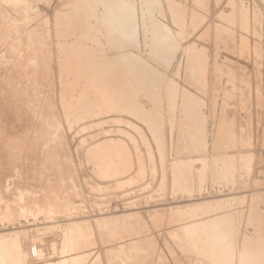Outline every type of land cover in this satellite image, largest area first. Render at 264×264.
<instances>
[{
	"label": "rangeland",
	"instance_id": "obj_1",
	"mask_svg": "<svg viewBox=\"0 0 264 264\" xmlns=\"http://www.w3.org/2000/svg\"><path fill=\"white\" fill-rule=\"evenodd\" d=\"M5 1L7 2V0H0V82L7 80L9 85L6 87L0 86V202H3L0 208V231L16 232L6 237L7 242H9L11 246L16 244V250L21 249L22 251L21 261L13 264H43V262L50 264L52 262H58L60 258L73 256L81 252L87 254L85 261H93L97 257H100L96 264H219V262L220 264H239L238 254H236L237 256L235 259L224 258V256L220 255L221 251H219L218 255L215 253L214 256L222 260L219 259L220 261H217L214 256L211 257V255L207 254L206 256L205 254H200L194 248H185L181 246V242L185 243L187 241L188 235L187 231L180 226L182 223L192 222L202 216L222 214L230 210L236 211L235 215L239 218L238 224H241L240 230L242 231L236 232V238L234 239L235 246L234 249L229 248L230 254H233L232 252L239 253L240 244L245 238L246 244L252 241L253 246L256 247H254L255 249L258 251L261 249L259 251V262L260 264H264V256H261L264 255V253H261L264 252V246H262V243L257 242L258 237H260V233L257 232L256 229L258 226L246 220L251 205L256 207L257 205H259V207L261 206V210L264 212V2L261 0H236L237 6L235 0H202L199 2L196 0H174L175 2L177 1L178 3L176 4H180L179 7L183 9L182 16L180 17L181 20L175 24V21L170 19V15L168 11H166L167 9L164 6L165 1L161 0L160 2V0H158L160 6L154 3L155 6H157V12H154L155 9L152 11L153 15H155L153 18L158 17L156 18L157 20L161 18V21L163 20L162 23L160 20L159 21L160 24H162L161 26H163V31L168 30L171 32V34L170 32L168 33V31L166 33L164 32L167 34L166 37L168 35V37L173 35L172 37H175L176 40H174V42H177L178 45L181 43L180 45H182H179L181 49L179 51V46L177 43H174L176 48L172 53H174L177 58L174 56L175 61L172 59L173 56L170 55L171 57L168 61L171 63L169 64L168 62L167 65L165 64L171 67H167V70L170 71L167 72L164 64L159 61L155 62V60L150 58L148 59L141 42L143 41L141 39H144V34L137 26L136 28L138 30L136 29V31L138 32H136V35L140 39L139 44L141 45L138 44L137 47L131 46L130 48L127 46V48L129 50L136 47L135 50L138 52H135L134 49H132L133 51L129 50V52L124 48H122L123 50L121 48L113 50V46L109 44L108 32L103 26L97 27L96 25L98 15H102L107 8L108 0H97L100 3L94 16H90L81 6H76L77 8H74L76 5L74 0H19L18 2L9 0L10 2L8 1V4ZM134 1L135 0H133L132 3H134ZM137 1L140 6V2L144 6H147L149 2L147 0V4L146 2H144V4L143 1L145 0L135 1L133 5L134 7L137 6V12L135 13L136 17L134 16L136 20H134L135 24L139 22V13L142 10V7L139 9L140 6L137 5ZM14 2H16V4H13ZM24 5L26 7L21 8V6ZM150 7L151 6L148 4L147 9ZM236 7H240L239 9L242 12L238 11ZM73 9H76V11L73 12ZM158 9L159 12H162L159 13ZM236 12L240 13L238 14ZM230 13H235L236 18L239 17L237 23L229 19L230 17L227 15ZM240 14L242 15L240 16ZM64 16L65 19L63 18ZM68 18L70 21L67 20L69 23L67 27L64 21ZM18 20L20 27L14 24V21L17 23ZM20 21L24 23L21 24ZM178 23L182 24L180 26H183L182 29L179 27L180 24ZM219 23L225 24L228 28L230 27L231 31H236L244 38V43L241 39L234 41L232 38L230 39L227 31L226 33L228 34H224L225 32L223 33V36L226 35L225 38L222 36L219 39V42H223V44L221 43L218 47L220 55H218V58L220 62L225 68H231L233 71L235 70L233 76L235 86L232 88L227 85L226 73L220 74L223 79H215L214 63L216 59L217 41L215 35ZM62 25L64 28L61 27ZM177 25L179 30L176 27ZM165 27L166 30H164ZM62 28H67V31ZM171 28L173 30H170ZM174 30L179 33H175ZM26 31L28 32L26 33ZM172 31L175 34L172 33ZM89 34H92L91 37L93 39H88V37L91 38ZM30 35H32V37ZM82 35H85V37ZM33 36L36 37V40ZM94 37H97L96 40ZM86 38L89 41L92 40V42L89 44ZM178 38L180 41H178ZM226 38H228V41ZM23 40L26 46H22ZM224 42L229 45H224ZM244 44L246 45L244 46ZM91 45L95 47L92 48ZM188 45L194 46V48L197 46L196 48L203 51L205 55L204 74L202 72V78L198 77L199 82L203 84V89H205L203 91H198L199 88L190 85L191 88H195L194 90L201 94L200 97L203 102V118L201 122L204 123L199 124L200 126H194L195 128L193 129L195 130L197 129L196 127L201 128L196 131L199 134L195 131V134L194 132L190 133V144L186 140V142H183L184 145L181 144L182 147L187 146L189 149L186 147L187 150H185V148L181 147V152H177V144L182 140L179 138L178 134L182 132L181 128L186 132L187 127L181 125L182 123L180 120L178 122L180 124L179 126L177 123L178 119L176 121V118L172 116L168 119L165 106L163 107V104H161L162 101H159V98L157 100V96H159L157 93L156 95L152 93L154 98L152 97L153 99H150L152 94L150 93V95H148L149 93H147V91H143L144 88L140 85L142 83L141 79H138L141 78L139 77L140 70L138 71V67L132 64L136 63L137 60V65H139V61L142 60L141 64H145L143 68L145 66L146 68L148 67V73L146 72V68H141V71L145 70V74H152V76L146 74L149 76L147 77L148 79L151 77L149 80L154 76L153 80L158 81L159 79L160 82H163V79L167 76H171L170 74L172 73V76L176 79L178 78V81L187 84L184 78L180 76L185 72L184 67L187 66V64L185 66V63L187 62L186 49L189 47ZM83 47L84 51H82ZM87 47L94 52L95 55L89 49H86ZM238 47H240L241 51ZM13 48H15V51ZM78 49H82L80 51L84 52V70L78 68V70H76L74 69L75 66H72V64L75 65L77 62H75V60H77L76 57H79L78 54L80 51H78ZM85 49L87 51H85ZM176 49L178 51H176ZM7 50L10 51V54ZM121 50L124 54L125 51H127L128 53H135L134 55L137 57L139 55L140 60L139 57L136 58L133 56L132 53L129 54L130 56L127 61L119 58L117 59L118 53L120 55L123 54ZM13 51L14 53L11 54ZM116 51L119 52L117 53ZM183 51L185 53H183ZM72 52L75 53L73 54ZM86 52L89 54V58L88 55L87 57L85 56L87 54ZM90 52L93 55H91ZM141 52L142 56L145 53L143 58L140 55ZM13 54L16 55V58H14ZM72 54L74 57L76 55V57H72ZM105 54L110 58L113 57V59L109 58V63L111 64L109 65L111 68L108 65L107 69L110 71L112 70V75L113 73L115 74V83L117 86L119 84L120 86L122 85L121 87H123L122 89L124 92H119L121 89L120 86H116L119 88L117 90L111 88L109 84H106L104 90H102L101 84L96 85L95 88H97L98 91L94 89V92L89 91L88 94L92 93V96L97 95L99 98L105 93L111 94L110 96H113L115 103L108 106H99V104L95 105V107L91 104L87 105L80 103L81 105H85L82 106V112L81 106L73 103L74 98L70 95L72 94V96H74L78 94V91L80 92L78 88L84 90L83 88H86V85L72 84L70 76H72L71 80H73V76L80 79V75L83 74V72H87L90 77L92 76V80L95 81L96 79L95 84H97L99 79L104 78L101 69H103L102 62H104ZM31 57L34 61L31 60ZM115 57L119 65L122 64L121 66L117 65L114 59ZM69 59L70 61L73 60L74 63L73 61L70 62ZM102 59L103 61L101 62ZM37 60H39V64ZM113 60L114 64L112 63ZM144 61H146V63ZM30 62H33L32 64L34 65L37 64V67L34 68L30 76H33L35 82L38 80L40 81L38 84L32 81L33 84L27 85V88L29 86L32 87V90L29 89L30 87L27 89L32 92L29 91L28 94H32L35 98L29 96L27 99V94L25 97L26 100H24L26 107L29 103V107L27 108L31 109L32 106L36 108L37 113H35L36 117H34L33 121L26 119L25 116L19 117L17 109L21 104L22 98L12 91L20 88L17 86V81L14 76L26 74V66H28L26 63ZM126 62L128 66L124 65ZM177 62H179V64ZM160 63L164 68H161L162 66ZM14 64L16 65L14 66ZM40 65L42 67L40 71L42 75L41 78L38 75V67ZM118 66L121 67V69ZM122 66H127L126 68L128 69L130 67L129 71L125 68L123 69ZM176 66L178 67V72L180 71L179 73L177 72ZM113 67L114 69H112ZM117 67L120 73L118 72L119 70H116L118 69ZM193 67H195V65ZM136 68V72L130 71L132 69L134 71ZM152 68L156 70L154 71ZM13 69H16L15 71L17 72ZM150 69H152V71ZM207 69L210 70L208 71ZM124 70H127L126 72L128 73H125ZM158 71L162 73V76L164 75L163 79L161 78V73L160 76L158 75L160 78L156 76L159 74ZM99 73L102 75L100 74L99 76ZM165 73L168 74L166 75ZM12 74L17 75L12 76ZM111 74L110 76H112ZM134 74L138 77V80L135 78L136 76ZM194 74L195 73L192 72V77ZM26 76L28 77L29 75L26 74ZM129 76L132 80L126 78ZM120 77L121 79H119ZM119 80L121 81L118 83L117 81ZM128 80L140 86L133 83L131 84ZM127 83L136 87L137 90L132 88L134 91L131 92L132 86H127ZM89 86H91V84ZM187 86H189V84H187ZM125 88L128 89L129 92ZM87 89H89V87ZM87 89H85V91H87ZM100 90L103 91L101 95L98 94ZM135 90L137 92H135ZM139 90L140 92H138ZM125 91L126 94L129 93L128 95L134 94V97L133 95L125 96ZM5 92H10V94L5 96ZM145 95L148 96V98ZM215 96L219 98V103L216 104L217 108L215 104H213V98ZM135 97L139 99L138 101L142 104L141 106L139 102H135L137 100L134 99ZM30 98H33V100L36 99L34 100L36 102L32 99V101L30 100L31 102L28 101ZM122 98H124V100L126 99L123 102L127 103L124 104L129 105L130 108L121 103ZM78 99H80V97H78ZM47 101L50 103L49 109L46 105ZM224 102L226 104H224ZM30 103H32L31 106ZM137 104L142 108H138L139 106H137ZM154 105L155 107L159 106L156 112L160 113L161 110L162 112L164 110V115L153 112L157 108H155ZM223 105H226L227 108L225 115V118L229 122V127L227 126V129L231 130V127H233V130L238 131V135H240L239 138L241 137L242 141H233L234 138L231 139V137L228 139L229 143L230 140L232 141V144L230 143V147L232 148L228 147L230 148L229 152L233 154L237 153L235 154L237 156L236 158L239 157L236 163L237 169L234 168L233 170L232 166L231 168L229 164H226L227 168L234 172L232 175L234 177L231 179L234 185H229L227 182H223L225 183L223 185L222 182H219V184L222 185H217V187L213 185L214 183L210 173V158L215 151L213 146L214 141L212 140L215 138L213 136H218L217 129L220 127L219 121ZM124 106L128 109L124 108ZM87 107H89V110ZM92 107L93 109L95 108L94 111ZM145 107H148L147 109L150 110L154 107V109L151 110V112L150 110H145ZM42 109L43 111L47 109V111L43 112L41 111ZM84 109L88 112H85ZM137 109H139L138 111L141 114L138 116L136 114V116L133 117L132 113L133 115H135L134 113L136 112L138 113ZM140 110L144 112L149 111L150 114L148 116L147 112V114H143L144 116L146 115V119L142 117V111ZM75 111L77 112L74 113ZM128 111L129 113H127ZM42 112L44 114H42ZM151 113L155 115H153L155 118ZM76 114H79L80 117L79 115L76 117ZM81 114L84 115L82 116ZM219 114L220 117L218 118ZM172 115H174V113H172ZM117 116H120V118ZM76 118H80L81 120H77ZM146 120L148 121L147 123ZM230 121L236 123V125H233ZM131 125L135 127L136 130H134ZM150 127L153 130H151ZM204 128L206 130H204ZM139 129L141 133H139V131L137 132ZM155 130L156 132H153ZM162 130L165 134L164 132L162 133ZM175 130L178 131L176 132ZM158 132L160 135L163 134L159 136L160 138L157 137V135H159ZM203 132L205 137H203ZM137 133L139 134L137 135ZM172 133L176 135H174L176 139L172 136ZM127 134L131 137L129 138ZM206 134H208V137H206ZM198 135L200 136L197 137ZM112 138L119 141L117 144L118 148L119 146L121 148L123 147L122 149H117V153L113 156L115 159L114 169H116V171L112 174L115 177L123 179L120 183L111 182V178L108 177L103 176V178H100L99 174H102L98 172L95 167V160L99 155H103L104 158H106L107 155L110 154V149L112 148L114 150L113 146H111L112 144H110ZM122 138L124 143L121 142ZM193 138L198 141L195 140V142ZM200 138L206 142L201 141ZM204 138L207 139L205 140ZM132 139L135 140L132 142ZM174 140H176L175 142L177 143H175ZM208 140L209 142H207ZM211 141L212 143H210ZM160 142H162V144ZM198 142L203 143L204 146ZM96 143H101L103 147H101L99 155L94 156L92 155L93 151L90 150L99 147L95 145ZM173 143H175V150L173 148L174 145H172ZM185 143L187 145H185ZM191 143L193 148H190ZM165 144L167 147H165ZM125 145L130 148V153H134V155L132 154L134 157L127 158L126 153L128 150L127 147H124ZM161 145H164V148ZM198 146L203 148H199ZM163 150L164 152H162ZM182 151L184 152L182 153ZM194 151H196L197 154L203 151V155L200 154V156L202 155L200 157L194 153ZM190 154L192 156H190ZM182 155H188L191 160L190 158L188 159V156L187 158L184 156L180 157ZM179 157L180 159L183 158L184 161L182 159L180 160ZM184 158L190 160L191 168H199L200 182L198 181V185H195L197 184L196 180H192L194 177L190 179L191 181H189V184L186 181L183 182L187 180L185 174L186 168L184 169L187 161ZM245 159H248V161L252 159L250 160L252 165L250 164L249 166V162ZM241 160L244 163L241 162ZM179 161L182 163H179ZM176 162L178 166L180 164V166L183 167L176 166ZM247 164L248 166H245ZM176 167L179 168L178 170H182L179 172L180 174L185 170L184 174L181 175L182 177L180 174L178 175ZM246 168L247 170H245ZM248 168L250 170H248ZM171 170H173L174 173ZM174 170L177 173H175ZM178 176H180V178H178ZM173 177L175 178L173 179ZM171 182L173 185H171ZM179 182L184 184L182 185L180 183V185ZM98 183H102L103 185L99 186ZM186 185L189 190L186 189ZM183 187L185 188L183 189ZM254 194H256V202L252 201V198H250V196ZM230 195L233 198V195H239V197L237 199L212 202L214 199H227ZM243 214L244 218H242ZM106 216L110 218L106 221L102 220V218ZM79 221L82 223L80 227L83 229L80 235L76 231L77 229H75L79 228V226H75V223ZM110 227L114 229H109ZM262 227L260 232L264 235V225ZM70 229H72V231ZM108 230L111 233H108ZM71 233L75 235L76 239L73 244L69 238ZM129 241L133 244H130ZM236 242L239 243L236 244ZM130 245H136L139 248L137 247L138 250H136V247ZM115 246L117 247L115 248ZM108 247H112L114 251L117 249V251L107 254L104 251ZM120 247L123 249L121 250ZM118 249L122 252L120 253ZM123 250L125 251L123 252ZM14 256H16V253H14ZM109 256L112 257L111 263H108Z\"/></svg>",
	"mask_w": 264,
	"mask_h": 264
},
{
	"label": "bare ground",
	"instance_id": "obj_2",
	"mask_svg": "<svg viewBox=\"0 0 264 264\" xmlns=\"http://www.w3.org/2000/svg\"><path fill=\"white\" fill-rule=\"evenodd\" d=\"M9 0H7V2H8ZM12 2L13 1H16V2H18L19 0H11ZM75 2L74 3H76V5H75V7L74 8H77L76 6H81L82 8H84L86 11H87V13L90 15V16H94L95 14H96V10H97V7L99 6V3L100 2H98L97 0L95 1V0H74ZM136 1V0H135ZM135 1H134V3H135ZM139 1H141V0H139ZM149 2H148V4H149V6H151L150 8H148L147 9V6H148V4H147V0H145V1H143V3L144 2H146V4H147V6H144L141 2H140V4H141V6L139 5V2L137 3V5H139L140 6V8L139 9H141V7H142V10H141V12L139 13V22H137L136 24H135V19H134V16L136 15L135 13L137 12L136 11V7H134L133 5H134V3H132L133 2V0H108V4H107V8H106V10H104V12H103V14L102 15H98V20H97V22H96V25H97V27H100V26H103L104 28H105V30L108 32V34H109V44H111L112 46H113V50H117V49H119V48H124V49H127L128 50V48H127V46H129V48L132 46H138V44H139V41H140V39L137 37V33L136 32H138V31H136V26L138 27V28H140L141 29V32L144 34V39L142 38L141 40H143V41H141L142 42V46H143V50H145L146 52V55L148 56V59L150 58V59H152V60H155V62L156 61H159V62H161L162 64H168V62H169V64L171 63L170 61H168V60H170V57L171 56H173V58L172 59H174L175 60V58H177L176 56H175V54L174 53H172V51L174 50L175 51V48H176V46H175V44L177 43V42H174V40H175V37H172V36H170V37H166V35L167 34H165L168 30H166V27H165V29L164 30H166V31H163V26H161L162 24H160V21H161V18L160 19H156V18H158V17H156V18H153V16H155V15H153V10H154V12L156 11L157 12V6H160L159 4H160V2H161V0H160V2L158 1V0H148ZM165 1V7H166V11H168V13H169V15H170V19L171 20H173V21H175L174 23L175 24H177V22L179 21V20H181L180 19V17L182 16V12H183V9H181L179 6H180V4L178 5V4H176V3H178L177 1L175 2L174 0H164ZM181 1V0H180ZM195 1V0H194ZM196 1H202V0H196ZM243 1V0H242ZM262 2H264V0H261ZM6 2V1H5ZM6 2V3H7ZM10 2V1H9ZM12 2H11V4H12ZM16 2H14L13 4H16ZM238 2V1H237ZM154 3H156V5L157 6H155V4ZM235 3H236V0H235ZM243 3V2H242ZM8 4V3H7ZM6 4V5H7ZM10 4V3H9ZM145 4V3H144ZM203 4V3H202ZM237 4V3H236ZM240 5V4H239ZM261 5V4H260ZM143 6H144V8H143ZM200 6V5H199ZM237 6H238V4H237ZM12 7H14V6H12ZM22 7H26L25 5L24 6H21V8ZM162 7V6H161ZM249 7V6H248ZM258 7V6H257ZM70 8H71V6H70ZM135 8V9H134ZM236 8H238V7H236ZM240 8V7H239ZM238 8V11H240V12H242L240 9ZM103 9V8H102ZM101 9V10H102ZM163 9V8H162ZM99 10V9H98ZM185 10V9H184ZM261 10V9H260ZM27 11V10H26ZM74 11H76V9L74 10L73 9V12ZM103 11V10H102ZM237 11V10H236ZM250 11V10H249ZM23 12H24V9H23ZM158 12H159V9H158ZM160 12H162V11H160ZM159 12V13H160ZM239 12V13H240ZM165 13V12H164ZM236 13H238V12H236ZM238 13V14H239ZM245 13V12H244ZM166 14H167V12H166ZM157 15V14H156ZM242 14H240V16H241ZM261 15V14H260ZM66 16V15H65ZM65 16L63 17L64 19H65ZM165 16V15H164ZM194 16H195V14H194ZM222 16V15H221ZM227 16H229L230 18L229 19H231V21L232 22H235V23H237V21H239V17L238 18H236L235 16H236V14L234 13V14H228ZM1 17V16H0ZM136 17V16H135ZM4 18V17H3ZM138 18V17H137ZM168 18V17H167ZM183 18V17H182ZM186 18V17H185ZM184 18V19H185ZM9 19V18H8ZM194 19H195V17H194ZM241 19H243V18H241ZM13 20V19H12ZM17 20V19H16ZM67 20L68 21H70L69 20V18L68 19H66L64 22H66V26H67V24L69 25V23L67 22ZM135 20V21H134ZM155 20H157V21H155ZM160 20V21H159ZM259 20V19H258ZM138 21V20H137ZM163 21V20H162ZM162 21H161V23H162ZM183 21V20H182ZM261 21V20H260ZM19 22V20L17 21V23ZM21 22V21H20ZM230 22V21H229ZM15 21H14V24H16V25H20L19 23L17 24ZM24 22H21V24H23ZM163 23H165V22H163ZM13 24V25H14ZM178 24H180V23H178ZM15 25V26H16ZM182 24H180L179 25V27L181 26ZM22 26V25H21ZM24 26V25H23ZM71 26H73V25H71ZM70 26V27H71ZM164 26H165V24H164ZM174 26V25H173ZM20 27V26H19ZM61 27H63L64 28V26L62 25ZM68 27V26H67ZM69 27V28H70ZM177 27V29L179 30V27H178V25L176 26ZM183 27V26H182ZM182 27H180L181 29H182ZM21 28H23V27H21ZM62 28V29H63ZM168 28V27H167ZM174 28V27H173ZM19 29V28H18ZM66 29V31H67V28H65ZM65 29H63V30H65ZM138 30V29H137ZM170 30H173L172 28L170 29ZM236 30V29H235ZM163 31V32H162ZM175 31V30H174ZM228 31V33H226ZM28 31H26V33H27ZM140 32V33H141ZM165 32V33H164ZM170 31H168V33H169ZM180 32H181V30H180ZM225 32V33H224ZM142 33H141V35H142ZM172 33H174L173 31H172ZM175 33H179V32H176L175 31ZM174 33V34H175ZM223 33L224 34H228L229 36H230V39L232 38L234 41H238L239 39H241V41H243V43H244V38H243V36H240L236 31H231L230 30V27L228 28L227 26H225V24H223V23H219L218 25H217V28H216V59H215V63H214V71H215V75H216V78L215 79H218V80H221V79H223L222 78V76L220 75V74H223V73H226L227 75V77H226V80H227V85L228 86H230V88H232V87H234L235 86V84H234V80H233V76H234V74H235V70L233 71L231 68H225L223 65H222V63L220 62V60H219V58H218V55H219V46H220V44L222 43L223 44V42H219L220 40V38L223 36ZM139 34V33H138ZM170 34H171V32H170ZM24 35V34H23ZM26 35H28V34H26ZM177 35V34H176ZM179 35V34H178ZM31 37H32V35H30ZM82 36H84L85 37V35H82ZM89 36L91 37L92 36V34L90 35L89 34ZM180 36V35H179ZM226 36V35H225ZM225 36H223L224 38H225ZM28 37V36H27ZM30 37V38H31ZM34 38H35V40H36V37L35 36H33ZM87 37H88V35H87ZM150 37V38H149ZM177 37V36H176ZM181 37V36H180ZM21 38V37H20ZM23 38V37H22ZM24 38H25V36H24ZM23 38V39H24ZM29 38V37H28ZM27 38V39H28ZM33 38V39H34ZM95 38V37H94ZM97 38V37H96ZM96 38H95V40H96ZM174 38V39H173ZM32 39V40H33ZM88 39H93L92 37L91 38H89L88 37ZM87 38H86V40H88ZM152 39V40H151ZM177 39V38H176ZM179 39V38H178ZM227 39V41H228V38H226ZM18 40V39H17ZM21 40V39H20ZM25 40V39H24ZM23 40V45L22 46H26V44L24 43L25 41ZM225 40V39H224ZM224 40H222V41H224ZM19 41V40H18ZM22 41V40H21ZM34 41V40H33ZM89 41V40H88ZM98 41H100V40H98ZM176 41V40H175ZM178 41H180V39L178 40ZM230 41V40H229ZM234 41H232V42H234ZM17 42V41H16ZM30 42V41H29ZM29 42H28V44H29ZM87 42V41H86ZM85 42V43H86ZM90 42H92V40L91 41H89V44H90ZM94 42H96V41H94ZM15 43V42H14ZM20 43V42H19ZM22 43V42H21ZM98 43V42H97ZM175 43V44H174ZM229 43V42H228ZM235 43V42H234ZM16 44V43H15ZM87 44H88V42H87ZM86 44V45H87ZM94 44V43H93ZM181 44V43H180ZM179 44V45H180ZM225 44H227L226 42H224V45ZM231 44V43H230ZM236 44V43H235ZM239 44V43H238ZM20 45V46H21ZM84 45V44H83ZM95 45V44H94ZM139 45H141V44H139ZM177 45H178V43H177ZM178 45V46H179ZM190 45V44H189ZM188 45V46H189ZM227 45H229V44H227ZM246 44H244V46H245ZM19 46V45H18ZM28 46V45H27ZM85 46V45H84ZM180 46H182V45H180ZM180 46H179V51L181 50L180 49ZM196 46V45H195ZM244 46H243V48H244ZM14 47V46H13ZM82 47V46H81ZM81 47H79V48H81ZM91 47H92V45H91ZM90 46H89V48H91ZM95 47V46H94ZM94 47H92V48H94ZM135 47V48H136ZM141 47V46H140ZM145 47V48H144ZM197 47V46H196ZM194 48V46H189L187 49H186V57H187V59H186V63H185V66H186V64H187V66L186 67H184L185 68V72H183V70H182V72H183V74H182V76H180V77H182V78H184V81L187 83V84H189V86H187V84H185V83H181L180 81H178L175 77H173L172 75V73L170 74L171 76H167V77H165L164 79H163V77H164V75L162 76V73H161V78L163 79V82H160V80L158 79V78H160L159 76H160V73H159V71H158V73L159 74H157L156 76H158V78L157 77H155L156 79H158V81L157 80H153L154 79V76H153V78L151 79V80H149L147 77H149L150 75L152 76V74H147L148 72H147V68H146V66L143 68V65H145L144 63L143 64H141V62H142V60L141 61H139L140 62V64L142 65V67H141V65L139 64V65H137L138 63H137V60H136V63H134V64H132V65H135L136 67H138V71L140 70V76L139 77H141V78H138L135 74V78L137 79H141V86L144 88V90H143V88H142V90L143 91H147V93H149L148 95H150V93L152 94V93H154L155 95H156V93L159 95V96H157V100H158V98H159V101L161 100L162 102H161V104H163V107L165 106V108H166V113H167V117H168V119L172 116V117H174V118H176V121H177V119H178V121H177V123L179 122V120H180V122L182 123L181 125H185L187 128H186V132L184 131V130H182V128H181V131L182 132H180L179 134H178V136H179V138L180 139H182L181 140V142H179L177 145H178V150H177V152H179L180 151V149H181V147H182V145L181 144H183L184 145V141L186 140L189 144H190V133H192V132H196L197 131V129H199V128H201V127H196L197 129L195 130V129H193V128H195L194 126H200L199 124H201V123H204V122H201V120H202V104H203V102H202V99H201V97H200V93H198L196 90H194L196 87L197 88H199V90L198 91H203L204 89H203V84H202V82L200 83L199 82V78H202V72H203V69H204V60H205V55L203 54V51H201V50H198L197 48ZM230 47H232V46H230ZM18 48V47H17ZM16 48V49H17ZM22 48V47H21ZM23 48H25V47H23ZM88 47L86 48V49H89ZM92 48H91V50H92ZM97 48V47H96ZM135 48H131V49H129V50H131V51H133L132 49H134L135 50ZM178 48V47H177ZM182 48V47H181ZM185 48H186V46H185ZM233 48V47H232ZM235 48V47H234ZM242 48V49H243ZM11 49V48H10ZM14 49V51H15V48H13ZM19 49V48H18ZM26 49H27V47H26ZM83 49V50H82ZM82 49H80V50H82V51H84V47L82 48ZM85 49V51H87ZM140 49V48H139ZM183 49V48H182ZM238 49H240V47H238ZM246 49V48H245ZM79 49H78V51H80ZM90 50V49H89ZM90 50V51H91ZM98 50V49H97ZM123 50V49H122ZM121 50V52H123ZM128 50V51H129ZM142 50V51H143ZM177 49H176V51H178ZM184 50V49H183ZM7 51H9V50H7ZM11 51H12V49H11ZM14 51L13 52H11V54L12 53H14ZM17 51V50H16ZM82 51H80L79 52V54H78V56L79 57H76V55H75V57L77 58V60H75V65L74 64H72V63H70L71 61H73V60H71L70 61V59H69V63L70 64H72V66H75L74 67V69H76V70H78V69H82V70H84V67H85V63H84V52H82ZM93 51H95V50H93ZM120 51V50H119ZM118 51V52H119ZM173 51V52H174ZM240 51H241V49H240ZM29 52V51H28ZM77 52V51H76ZM92 52V51H91ZM90 52V53H91ZM96 52V51H95ZM117 52V51H116ZM117 52V53H118ZM120 52V53H121ZM127 51H125V54H124V52H123V54H119L118 53V55H117V59L119 58V59H121V60H125V61H127V59H129V54H131V53H126ZM130 52V51H129ZM135 52H138L137 50H135ZM244 52V51H243ZM73 53V52H72ZM75 53V52H74ZM73 53V54H74ZM87 53V52H86ZM93 54H94V52H92ZM91 53V55H93ZM116 53V54H117ZM145 53H144V55H145ZM170 53H172V54H170ZM176 53V52H175ZM183 53H185L184 51H183ZM9 54H10V51H9ZM15 54L17 55V53L15 52ZM72 54V55H73ZM82 54H83V56H82ZM133 54V56H135L134 54L135 53H132ZM177 54V53H176ZM14 55V54H13ZM13 55H10V56H13ZM16 55H14V58H16L15 56ZM87 55H88V58H89V54L87 53L85 56L87 57ZM95 55V54H94ZM136 55H138V54H136ZM141 56H142V52H141V54H140ZM144 55L142 56V58L144 57ZM171 55V56H170ZM179 55V54H178ZM71 56V55H70ZM80 56H82V57H80ZM116 56V55H115ZM132 56V55H131ZM174 56H175V58H174ZM220 56V55H219ZM72 57H74V55L72 56ZM74 57V58H75ZM124 59H123V58ZM136 58H138L139 57V60H140V56L138 55V57L137 56H135ZM12 58V57H11ZM32 58V57H31ZM30 58V59H31ZM71 58V57H70ZM73 58V59H74ZM82 58V59H81ZM109 58L110 57H108V55H106L105 54V58H104V62H102L103 61V59L101 60V62H102V64H103V69H101V72L103 71V75H104V78H101V79H99V81H98V79H97V81H98V83L97 84H95V82H96V79H95V81L94 80H92V76L90 77V75L87 73V72H83V74H81L80 75V79L82 80V82H81V80L80 79H78L76 76H73L74 78H73V80H71L72 79V76H70L71 77V79H70V81L72 82V84H74V85H80V84H85L86 85V88H83L84 90H81L80 88H78L79 90H80V92L78 91V94H75L74 96H72V94L70 95L71 97H73L74 98V101H73V103H75V104H78V105H80L81 106V108H82V112H83V107L82 106H85L84 104H87V105H89V104H91L92 106H94L95 107V105H99V106H108V105H113L114 103H115V101H114V98H113V96H110L111 94H103V91H101L100 90V93L98 92V94L99 95H101V94H103L100 98H99V96L97 97V95L96 96H92L91 94H88L89 93V91H92V92H94V89H97V88H95V86L96 85H100L101 84V89L102 90H104V87L106 86V84H109L110 86H111V88H114V89H119V88H117L118 86H120V84L117 86L116 85V81L114 80L115 79V74L113 73V75L111 74V71L109 70V69H107V66L110 64L109 63ZM112 59H113V57H111ZM110 58V59H111ZM135 58V59H136ZM146 58V57H145ZM29 59V60H30ZM72 59V58H71ZM87 59V58H86ZM115 59V61L117 60L116 59V57L114 58ZM131 59H132V57H131ZM130 59V60H131ZM147 59V58H146ZM10 60V59H9ZM15 60V59H14ZM32 61H34L33 60V58L31 59ZM121 60H119V61H121ZM133 60H134V58H133ZM11 61H13V60H11ZM10 61V62H11ZM15 61H17V60H15ZM14 61V62H15ZM124 61V62H125ZM132 61V60H131ZM176 61V60H175ZM180 61V60H179ZM182 61V60H181ZM206 61V60H205ZM122 62V61H121ZM128 62H130V61H128ZM145 63H146V61H144ZM150 62H152V61H150ZM209 62V61H208ZM11 63H13V62H11ZM33 62H30V63H26V65L28 64V66H26L27 67V73L26 74H28L29 76L27 77L26 76V74H20V75H17V74H12V76L13 75H17V76H14V78L16 79V81H17V86H19L20 88L19 89H14V90H12L13 91V93L14 94H18V96H20L21 98H22V101H21V104H20V106H19V108L17 109V112H18V114H19V117H22V116H25L26 117V119H29V120H31V121H33L34 120V117H36V115H35V113H37L36 112V108L35 107H31V109L30 108H27V107H29V103H28V106L26 107V104H25V101L24 100H26L25 99V97H26V95L29 93V91L30 90H27L29 87V89H31L32 90V87L31 86H29L28 88H27V85H30V84H33L32 83V81L35 83V84H38V83H40V81L38 80L37 82H35L34 80H33V76H30V74L34 71V68L35 67H37V64H32ZM37 63L39 64V60H37ZM73 63H74V61H73ZM113 64H114V60H113V62H112ZM116 63H117V65H119V63H118V61H116ZM123 63V62H122ZM148 63V62H147ZM160 63V65L162 66L161 68H164L163 67V65ZM178 64H179V62H177ZM182 63V62H181ZM184 64V63H183ZM16 64H14V66H15ZM101 65V64H100ZM111 65V64H110ZM109 65V67L111 68V66ZM122 65V64H121ZM121 65H119V66H121ZM124 65H127L128 66V64H127V62H126V64L124 63ZM130 65H131V63H130ZM129 65V66H130ZM153 65V64H152ZM159 65V66H160ZM165 65V68H166V70L168 69L167 67L169 66L170 67V65H168V66H166ZM173 65H175V64H173ZM172 65V66H173ZM181 65V64H180ZM195 65V67H193ZM118 66V67H119ZM126 66V67H127ZM148 66H149V64H148ZM150 66H151V64H150ZM154 66H156V65H154ZM178 66V65H177ZM176 66V67H177ZM117 67V68H118ZM123 67V66H122ZM125 66L123 67V69L125 68V69H127L128 71H129V69H130V67H129V69L128 68H126ZM132 67V66H131ZM134 67V66H133ZM140 67V68H139ZM180 67V66H179ZM14 68V67H13ZM41 65L38 67V70H39V72H38V75H39V77L41 78L42 77V75H41V73H40V71H41ZM70 68V67H69ZM78 68V69H77ZM115 68H116V65H115ZM120 69H121V67H119ZM119 68L118 69H116V70H119ZM135 68V67H134ZM141 68H143V69H145L146 68V74L147 75H149V76H147L144 72H145V70H143V71H141ZM150 68V67H149ZM153 68H156V67H153ZM152 68V69H153ZM158 68V67H157ZM160 68V69H161ZM171 68V67H170ZM183 68V69H184ZM196 68V69H195ZM112 69H114V67L112 68ZM152 69H150L151 71H152ZM159 69V68H158ZM157 69V70H158ZM174 69H175V66H174ZM180 69H181V67H180ZM179 69V70H180ZM14 71L16 70V69H13ZM127 70H124L125 71V73H128V72H126ZM136 70H137V68L133 71V69L132 70H130V71H132V72H136ZM150 70H149V72H150ZM154 71L156 70V69H153ZM171 70V69H170ZM176 70V69H175ZM208 70V69H207ZM206 70V71H207ZM210 70V69H209ZM208 70V71H209ZM110 71V72H109ZM114 71V70H113ZM161 71H163V70H161ZM165 71V70H164ZM174 71V70H173ZM15 72H17V71H15ZM14 72V73H15ZM119 73H120V70L118 71ZM122 72H123V70H122ZM131 72V73H132ZM157 72V71H156ZM156 72H155V74H156ZM167 72H170V71H168L167 70ZM171 72H172V70H171ZM177 72H178V67H177ZM180 72V71H179ZM178 72V73H179ZM192 72L193 73H195L194 74V76L192 77ZM118 73V74H119ZM138 73V72H137ZM151 73V72H150ZM153 73V72H152ZM175 73V72H174ZM178 73H177V75H178ZM19 74V73H18ZM100 74L101 73H99V76H100ZM110 74L112 75V76H110ZM122 74V73H121ZM163 74H164V72H163ZM166 75L168 74V73H165ZM176 74V73H175ZM203 74H204V72H203ZM89 75V76H88ZM102 75V74H101ZM117 75V74H116ZM129 75V74H128ZM133 75V76H134ZM138 75V74H137ZM206 75V74H205ZM122 76V75H121ZM131 76V75H130ZM130 76L129 77H126V78H129L130 80H132L131 78H130ZM204 76V75H203ZM69 77V76H68ZM69 77V78H70ZM94 77V76H93ZM117 77V76H116ZM194 77H195V79H194ZM199 77V78H198ZM206 77H207V75H206ZM39 78V79H40ZM98 78V77H97ZM124 78V77H123ZM133 78V77H132ZM134 78V79H135ZM104 79V80H103ZM116 79H118V78H116ZM119 79H121V77L119 78ZM135 79V80H136ZM137 79V80H138ZM123 80V79H122ZM126 80V79H125ZM136 80V81H137ZM121 80H119V81H117L118 83L120 82ZM127 81V80H126ZM134 81V80H133ZM140 81V80H139ZM124 82V81H123ZM128 82H130L131 84L133 83V82H131V81H129L128 80ZM135 82V81H134ZM117 83V84H118ZM122 83V82H121ZM126 83V82H125ZM125 83H124V86H125ZM129 83V84H130ZM137 83V82H136ZM91 84V86H89ZM128 83L126 84L127 86L129 85ZM133 84H135V83H133ZM9 84H8V81L7 80H3V81H1L0 82V86H3V87H6V86H8ZM135 85H139V84H135ZM134 85V86H135ZM139 85V86H140ZM190 85L191 86H194L195 88L193 89V88H191L190 87ZM117 86V87H116ZM122 86V85H121ZM120 86V88L122 89L123 87H121ZM129 86H132L131 87V92H133L134 90H132V88H134V89H136V87H133V85H129ZM89 87V89H87ZM98 87V86H97ZM127 88V87H126ZM125 88V89H126ZM229 88V87H228ZM85 89H87V91H85ZM120 89V91L119 92H121V91H123L124 92V90L122 89L121 90ZM129 89H130V87H129ZM139 89H140V87H139ZM126 90H128V89H126ZM137 90V89H136ZM135 90V92H137ZM17 91H18V93H17ZM28 91V92H27ZM97 91H98V89H97ZM96 91V92H97ZM142 91V92H143ZM228 91V90H227ZM27 92V93H26ZM31 92V91H30ZM102 92V93H101ZM128 92H129V90H128ZM138 92H140V90L138 91ZM32 93V92H31ZM143 93H145V92H143ZM227 93V92H226ZM10 94V92H5L4 93V95L5 96H7V95H9ZM95 94V93H94ZM97 94V93H96ZM121 94H124V93H121ZM129 94V93H128ZM128 94H126V91H125V96L126 95H128ZM146 94V93H145ZM35 95V94H34ZM130 95H133V97H134V94H130ZM130 95H128V96H130ZM29 96H33L32 94H28L27 95V99H28V97ZM37 96V95H36ZM137 96H138V94H137ZM146 96V95H145ZM144 96V97H145ZM154 95L152 94L151 95V97H150V99H153L154 97H153ZM78 97H80V99H78ZM147 98H148V96H146ZM145 97V98H146ZM153 97V98H152ZM33 98H35L34 96H33ZM33 98H30L28 101H30L31 99L33 100ZM127 98V97H126ZM131 98V97H130ZM129 98V99H130ZM161 98V99H160ZM36 99H37V97H36ZM36 99H34V100H36ZM134 99H137V97H135ZM31 100V101H32ZM33 100V101H34ZM126 100V99H125ZM124 100V98H122L121 99V103L122 104H124L125 102H123V101H125ZM131 101H133L132 99H130ZM129 100V101H130ZM139 99H137L135 102H139L138 101ZM27 101V102H28ZM30 101V102H31ZM129 101H127V102H129ZM152 101H154V100H152ZM152 101H151V103H152ZM224 101V100H223ZM34 102H36V101H34ZM101 102V103H100ZM158 102V101H157ZM33 103V102H32ZM32 103H30V106H31V104ZM80 103H84L83 105H81ZM140 103V102H139ZM147 103V102H146ZM155 103V102H154ZM153 103V104H154ZM219 103V98L217 97V96H215L214 98H213V104H215V107L217 108V106H216V104H218ZM49 104L50 103H48V101L46 102V105H47V107H48V109L50 108L49 107ZM125 104H127V103H125ZM124 104V105H125ZM128 104H130V103H128ZM132 104H135V103H132ZM132 104H131V106H132ZM152 104V105H153ZM157 104H159V103H157ZM224 104H226L225 102H224ZM33 105H34V103H33ZM142 104L140 103V106H141ZM143 105H144V103H143ZM156 105V104H155ZM155 105H154V107H155ZM125 106H129V105H125ZM124 106V108H126ZM137 106H139L138 104H137ZM136 106V107H137ZM138 107V108H142V107ZM148 106V105H147ZM45 107V106H44ZM46 107V108H47ZM133 107H134V105H133ZM135 107V108H136ZM144 107V106H143ZM154 107H153V109H154ZM157 107V106H156ZM155 107V108H156ZM159 107V106H158ZM158 107L153 111V112H156L157 111V109H158ZM34 108V109H33ZM80 108V109H81ZM85 108V107H84ZM88 108V110H89V107H87ZM91 108V107H90ZM128 108H130V106L128 107ZM128 108H126V109H128ZM148 108V107H147ZM146 107H145V110L147 109ZM151 108V107H150ZM160 108L162 109V107L160 106ZM159 108V109H160ZM226 108V105H223V108H222V111H221V118H220V121H219V125H220V127L217 129V134H218V136H213V137H215L212 141H214V150L216 151H214L213 153V155H212V157L210 158V165H211V167H210V173H211V177H212V180H213V185L214 186H217V185H222V184H219V182H227L229 185H231L232 184V178L234 177V176H232L233 175V173L234 172H232V170H230V169H228L227 168V165L226 164H229V166L231 167H233V170H234V168H236V163L238 162L237 161V159L239 158H236L237 156L235 155V154H237V153H235V154H233V153H231V152H229V150H230V148H232V147H230V143L232 144V141L230 140V143H229V138L231 137V139H233V141H235V140H237L238 142H241L242 140V138L240 137L239 138V136L240 135H238V131H236V130H233L234 128L233 127H231L232 129L231 130H228L227 129V126L229 127V122H228V120L225 118V115H226V110H227V108ZM44 109V108H43ZM43 109L41 110V111H43ZM126 109H125V111H126ZM132 109V108H131ZM134 109V108H133ZM153 109H151V110H153ZM221 109V108H220ZM69 110H71V109H69ZM91 110V109H90ZM92 110L94 111L95 110V108L93 109V107H92ZM130 110V109H129ZM139 109H137V111H138ZM143 110V109H142ZM142 110H140V111H142ZM147 110H150V109H147ZM150 110V111H151ZM45 112L47 111V109L46 110H44ZM43 111V112H44ZM49 111V110H48ZM81 111V110H80ZM84 111H85V109H84ZM124 111V110H123ZM124 111V112H125ZM131 111V110H130ZM135 111H136V109H135ZM42 112V114H44ZM77 111H75L74 113H76ZM85 112H88V111H85ZM84 112V113H85ZM132 112H133V110H132ZM131 112V113H132ZM147 112V111H146ZM146 112H144V111H142V115L144 114V113H146ZM152 112V111H151ZM163 112H164V110H163ZM163 112H162V110L160 111V113L159 112H156V113H159V114H163ZM80 113V112H79ZM127 113H129V111L127 112ZM127 113H125L126 115H128ZM148 113V114H147ZM146 114H147V116L150 114L149 113V111L147 112ZM172 113H174V115H172ZM86 114V113H85ZM135 115H133V113H132V116L133 117H135L136 116V114H137V116L139 115V114H141V113H139V111H138V113L136 112V113H134ZM152 114V113H151ZM159 114H158V116H159ZM77 115H79V114H76V117H77ZM82 115V114H81ZM84 115V114H83ZM82 115V116H83ZM89 115H90V113H89ZM154 114H152V116H153ZM164 115V114H163ZM162 115V116H163ZM141 116V115H140ZM155 116V115H154ZM153 116V117H154ZM79 117H80V115H79ZM118 117V116H117ZM116 117V118H117ZM142 117H146V115L144 116H142ZM220 117V114H219V116H218V118ZM118 118H120V116L118 117ZM155 118V117H154ZM163 118V117H162ZM164 118H165V116H164ZM77 120L78 119H80V118H76ZM115 119V118H114ZM114 119H112V120H114ZM146 119V118H145ZM148 119V118H147ZM168 119H166V120H168ZM81 120V119H80ZM150 120V119H149ZM156 121V120H155ZM148 121L146 120V123H147ZM231 122V121H230ZM149 123H150V121H149ZM233 125H236V123H234V122H231ZM230 123V124H231ZM86 124V123H85ZM231 124V125H232ZM84 125V124H83ZM178 125L180 126V124L178 123ZM177 125V126H178ZM230 125V126H231ZM82 126V125H81ZM132 126V125H131ZM155 127H158V126H156V125H154ZM203 126V125H202ZM83 127V126H82ZM133 127V126H132ZM149 127V126H148ZM154 127V128H155ZM181 127H183V126H181ZM137 128H139V127H137ZM152 128H153V126H152ZM151 127H150V129L151 130H153ZM178 128V127H177ZM206 128V127H205ZM204 128V130H206ZM133 129L134 130H136L135 129V127H133ZM132 129V130H133ZM155 129H157V128H155ZM180 129V128H179ZM184 129V128H183ZM203 130V129H202ZM202 130H201V132H202ZM139 131V133H141V130L139 129V130H137V132ZM176 132L178 131V130H175ZM180 131V130H179ZM200 131V130H199ZM136 132V131H135ZM153 132H156V130L155 131H153ZM153 132H151V133H153ZM159 132H160V129H159ZM158 132V134L159 135H157V137H159V136H161V135H163V134H161L160 135V133ZM164 131L162 130V133H163ZM195 132H194V134H195ZM15 133V132H14ZM127 133H129V132H127ZM139 133H137V135L139 134ZM173 133H175V132H173ZM173 133H172V136H174L173 135ZM197 134H199L198 132H196ZM131 134H132V132H131ZM154 134H156V133H154ZM164 134H165V132H164ZM177 134V133H176ZM193 134V135H194ZM203 134H204V132H203ZM128 135V134H127ZM200 135H201V133H200ZM200 135H198L197 137H199ZM208 134H206V137H208L207 136ZM129 136V135H128ZM133 136V135H132ZM176 136V135H175ZM175 136H174V138H175ZM177 136V137H178ZM192 136V135H191ZM233 136V137H232ZM131 136H129V138H130ZM157 137H156V139H157ZM196 137V138H197ZM203 137H205V134H204V136ZM236 137V138H235ZM117 138V137H116ZM125 138V137H124ZM128 138V137H127ZM133 138H135V137H133ZM155 138V137H154ZM160 138V137H159ZM162 138L164 139V137L162 136ZM202 138V137H201ZM200 138V139H201ZM210 138V137H209ZM113 139V138H112ZM111 139V143L110 144H112L111 146H113V148H114V150L112 149V151H111V149H110V154L109 155H107V157L106 158H104V156L103 155H99V152H100V149H101V147H103L102 145H101V143H96L95 145H97V146H99V147H96L95 149H91L90 151H93V154L92 155H99V157L95 160V167L97 168V170H98V172H101V174L102 175H100L99 174V176H100V178H103V176L104 177H108V178H111L110 179V181L112 182H115V183H120V182H122V180L123 179H120L119 177H115V176H113V172H115L116 171V169H114V163H115V159H114V154H116L117 153V149H119V148H121L119 145V148L117 147V144L119 143V141L118 140H116V139H113L112 140ZM118 139H120V138H118ZM176 139V138H175ZM198 139V138H197ZM197 139H195V140H197ZM205 139V138H204ZM207 139V138H206ZM205 139V140H206ZM212 139V138H211ZM125 140V139H124ZM133 140H135V139H132L131 141L133 142ZM160 140V139H159ZM193 140H194V138H193ZM194 140V141H195ZM199 140V139H198ZM197 140V141H198ZM227 140H228V142H227ZM121 141V140H120ZM162 141V140H161ZM176 140H174V142H175ZM179 141V140H178ZM185 141V142H186ZM193 141V142H194ZM200 141V140H199ZM201 141H203L202 139H201ZM212 141L210 142V143H212ZM122 143H124V141H123V138H122V141H121ZM163 142H164V140H163ZM191 142H192V140H191ZM196 142V141H195ZM203 142H206V141H203ZM207 142H209V140L207 141ZM121 143V144H122ZM131 143V142H130ZM161 144H162V142H160ZM170 143V142H169ZM175 143H177V142H175ZM175 143H173L172 145H174ZM199 144H202L203 145V143H201V142H198ZM159 144V143H158ZM157 144V145H158ZM197 144V143H196ZM195 144V145H196ZM234 144V143H233ZM128 145V144H127ZM160 145V144H159ZM185 145H187L186 143H185ZM201 145V146H202ZM208 145V144H207ZM236 145H237V143H236ZM161 146H163V148H164V145H161ZM171 146V145H170ZM204 146V145H203ZM212 146V147H213ZM233 146V145H232ZM117 147V148H116ZM124 147H127L126 145L124 146ZM134 147V146H133ZM165 147H167L166 146V144H165ZM177 147V146H176ZM187 147V146H186ZM186 147H182V148H185V150H187L186 149ZM190 147V146H189ZM196 147V146H195ZM199 148H203V147H200V146H198ZM205 147H206V145H205ZM228 147H230V148H228ZM116 148V149H115ZM123 148V147H122ZM121 148V149H122ZM134 148H136V147H134ZM133 148V149H134ZM162 148V149H163ZM174 150H175V145H174ZM172 148V149H173ZM188 148V147H187ZM190 148H193V146H192V143H191V147ZM197 148V147H196ZM90 149V148H89ZM129 149L130 148H128L127 147V153H126V156H127V158H132V157H134L133 155H134V153H130V151H129ZM151 149V148H150ZM149 149V150H150ZM156 149V148H155ZM167 149V148H166ZM189 149V148H188ZM135 150V149H134ZM159 150H160V147H159ZM182 150V149H181ZM184 150V149H183ZM190 150H192V149H190ZM197 150L199 151V149L197 148ZM196 150V151H197ZM201 150V149H200ZM202 150H204V149H202ZM158 151V150H157ZM189 151V150H188ZM188 151H185V152H188ZM196 151H194V153H196ZM154 152V151H153ZM162 152H164V150L162 151ZM161 152V153H162ZM176 152V151H175ZM181 152V151H180ZM184 151H182V153H183ZM203 152V151H202ZM202 152L200 153V154H202ZM192 153V152H191ZM199 153V152H198ZM133 154V155H132ZM180 154V153H179ZM187 154V153H186ZM197 154V153H196ZM200 154H197V155H199L200 156ZM136 155V154H135ZM150 155H151V153H150ZM168 155V154H167ZM188 155H189V153H188ZM187 155V156H188ZM195 155V154H194ZM203 155V154H202ZM201 155V156H202ZM184 155H182V156H180V157H183ZM187 156H184V157H186L187 158ZM190 156H192L191 154H190ZM200 156V157H201ZM180 157H179V159H180ZM195 157V156H194ZM198 157V156H197ZM190 157L188 156V159H189ZM199 158V157H198ZM176 159V158H175ZM182 160H183V158H181ZM180 159V160H181ZM185 159V158H184ZM194 159V158H193ZM201 159V158H200ZM200 159H199V161H200ZM178 160V159H177ZM186 160V159H185ZM190 160H191V158H190ZM190 160H186L187 162H186V166H184V169L186 170V177H187V180H184L183 182H188V184H189V181H191L190 179H192V177H194V179H192L193 181L194 180H196L197 181V184H195V185H198V183L200 182V178H199V172H198V169L199 168H191L190 167ZM197 160V159H196ZM203 160V159H202ZM246 160V159H245ZM250 160H252V159H250ZM248 161V159L246 160V161H248L249 162V166H250V164L252 163L251 161ZM175 161V160H174ZM184 161V160H183ZM198 161V162H199ZM245 161V162H246ZM201 162V161H200ZM241 162H243L242 160H241ZM251 162V163H250ZM174 163V162H173ZM179 163H182V162H180L179 161ZM183 163H185V162H183ZM244 163V162H243ZM242 163V164H243ZM176 164H177V162H176ZM182 165H184V164H182ZM238 165V164H237ZM252 165V164H251ZM174 166V165H173ZM172 166V167H173ZM176 166H178V164L176 165ZM179 166H180V164H179ZM178 166V167H179ZM200 166H201V164H200ZM199 166V167H200ZM245 166H248V164L247 165H245ZM181 167V166H180ZM183 167V166H182ZM181 167V168H182ZM197 167V166H196ZM231 167V168H232ZM177 168V167H176ZM250 168V167H249ZM248 168V170H250ZM175 169V168H174ZM179 168H177V170H178ZM237 169V168H236ZM176 170V169H175ZM174 170V171H175ZM185 170L183 171V173L182 174H184V172H185ZM245 170H247V168L245 169ZM95 171H96V169H95ZM172 172H173V170H171ZM182 170H178V175L180 174L179 172H181ZM191 171V172H190ZM250 172V171H249ZM174 173V172H173ZM175 173H177L176 171H175ZM171 174V173H170ZM182 174H180V176L182 175ZM175 175V174H174ZM250 175V174H249ZM113 176V177H112ZM180 176H178V178H180ZM175 177H177V176H175ZM175 177H173V179L175 178ZM182 177V176H181ZM186 177L184 176V178L186 179ZM172 178V177H171ZM183 178V179H184ZM99 179V178H98ZM97 179V180H98ZM172 179V180H173ZM182 179V178H181ZM175 180H177V179H175ZM179 180V179H178ZM211 180V179H210ZM99 181V180H98ZM199 181V182H198ZM100 182H102V181H100ZM175 182V181H174ZM178 182V181H177ZM181 182H179V184H180ZM195 183V182H194ZM99 184V186H102L103 184L102 183H98ZM177 184V183H176ZM182 184V183H181ZM180 184V185H181ZM184 184V183H183ZM182 184V185H183ZM185 184H187V183H185ZM187 184V185H188ZM193 184V183H192ZM225 183H223V185H224ZM171 185H173V183L171 182ZM187 185H186V189H187ZM234 185V182H233V184H232V186ZM177 186V185H176ZM179 186V185H178ZM185 186V185H184ZM193 186H194V184H193ZM231 186V187H232ZM173 187V186H172ZM218 187V186H217ZM185 187H183V189H184ZM193 188V187H192ZM196 188H197V186H196ZM215 188V187H214ZM222 188V187H221ZM176 189V188H175ZM199 189V188H198ZM219 189V188H218ZM217 189V190H218ZM182 190V189H181ZM187 190H189V189H187ZM186 190V191H187ZM197 190V189H196ZM216 190V189H215ZM214 190V191H215ZM234 196V198L235 199H237L238 197H239V195H233ZM255 197H256V194H254V195H251L250 196V198H252V201H255L256 202V199H255ZM233 197H231V195L229 196V197H227V199H214L212 202H215V201H224V200H231V199H234ZM2 203L3 202H0V208H1V206H2ZM253 203V202H252ZM251 203V204H252ZM256 204V203H255ZM121 213V212H120ZM235 213H236V211H227V212H225V213H222V214H217V215H207V216H202V217H200V218H198V219H195V220H193L192 222H185V223H182L180 226L182 227V228H184L186 231H187V234H185V235H187V241L185 242V243H182L181 242V246L182 247H185V248H194V249H196L200 254L202 253V254H207V255H211V257H213L214 256V254L215 253H217V255H218V253H219V251H221L220 252V255L221 256H224V258L226 257V258H231V259H235L236 258V254H238V261H239V264H258V262L260 261L259 260V251L261 250V249H259V251L257 250V249H255L256 247L255 246H253V242L252 241H250V242H248V244H246V240H245V238L243 239V241H242V238H241V241H242V243L240 244V248H239V253H234V252H232L233 254H230V252H229V250L231 249V248H233L234 249V246H235V242H234V239L236 238V232L238 231V232H240L241 230H240V227H241V224L239 223L238 224V220H239V218L235 215ZM248 216H247V219L246 220H248V222L249 223H251V224H254L255 226H258V227H256V229H257V232H259L260 233V237H258V241L257 242H260V243H262V246H264L263 245V242H264V235L260 232L261 230H262V226L264 225V212H263V210H261V206L259 207V205H257V207L256 206H252L251 205V207L249 208V213L247 214ZM118 216V215H117ZM110 217H108V216H106V217H103L102 218V220H104V221H106V220H108ZM241 218V217H240ZM242 218H244V214L242 215ZM85 221V220H84ZM83 221V222H84ZM245 221V220H244ZM242 223V222H241ZM79 226V228H75V229H77L76 231L79 233V235L82 233V228L80 227V226H82V223H80V221L79 222H76L75 223V226ZM76 226V227H77ZM72 228V227H71ZM74 229V228H73ZM109 229H114L113 227H110ZM71 231H72V229H70ZM177 230V229H176ZM242 232V231H241ZM13 233H16L15 231H0V264H13V263H18V262H20L21 261V253H22V251H21V249L20 250H16V244H13L12 246L9 244V242H7V239H6V237H8V236H10V235H12ZM108 233H111V232H109V230H108ZM108 233H107V235H108ZM72 235V233L69 235L70 237V239H71V243L73 244V243H75V241H76V239H75V235L73 236H71ZM110 235V234H109ZM175 235H176V232H175ZM174 235V236H175ZM110 236H112V235H110ZM178 236V235H177ZM176 237V236H175ZM10 238V237H9ZM11 238H13V237H11ZM186 238V237H185ZM177 239V238H176ZM256 239V238H255ZM254 239V240H255ZM16 240V239H15ZM178 240H180V239H178ZM130 241H133V240H130ZM130 241H129V243H130ZM133 242H135V241H133ZM256 242V241H255ZM256 242V243H257ZM128 243V244H129ZM137 243V242H136ZM239 243V242H238ZM237 242H236V244H238ZM127 244V243H126ZM130 244H133V243H130ZM135 244V243H134ZM122 245H124V244H122ZM121 245V246H122ZM137 245V244H136ZM136 245H130V246H134V247H136V250H138V246H136ZM127 246V245H126ZM125 246V247H126ZM113 247H114V245H113ZM117 246H115V248H116ZM123 247V246H122ZM122 247H120L121 248V250L123 249ZM138 247V248H137ZM255 247V248H254ZM259 247H260V244H259ZM127 248V247H126ZM131 248V247H130ZM133 248V247H132ZM230 248V249H229ZM264 248V247H263ZM262 248V249H263ZM125 249V248H124ZM193 249V250H194ZM220 249H222V250H220ZM120 249H118V251H119ZM133 251H135L134 249H132ZM115 251H117V249L115 250ZM115 251L113 250V248L112 247H108V248H106L105 249V251L104 252H106L107 254H111L112 252H114L115 253ZM125 250H123V252H124ZM120 252V251H119ZM122 252V251H121ZM120 252V253H121ZM14 253H16V256H14ZM117 253V252H116ZM261 253H264V252H261ZM206 255V256H207ZM86 256H87V254L85 253V252H81L80 254H76V255H73V256H67V257H64V258H60L59 259V261L58 262H52V263H50V264H83V263H87V264H96L97 262H98V260H99V258L100 257H97L95 260H93V261H91V260H89V261H85L86 260ZM261 256H264V255H261ZM17 257V258H16ZM118 257V256H117ZM216 256H214V258H215ZM87 259H89V258H87ZM215 259H217V261L220 259H218V258H215ZM211 260H213V259H211ZM220 260H222V259H220ZM219 260V261H220ZM223 260H226V259H223ZM111 261H112V257L111 256H109L108 257V263H111ZM227 261V260H226ZM235 261V260H234ZM89 262V263H88ZM213 262V261H212ZM85 263V264H86ZM218 263V262H217ZM222 263V262H221ZM43 264H49V263H46V262H43ZM99 264V263H98ZM219 264H220V262H219ZM259 264H260V262H259Z\"/></svg>",
	"mask_w": 264,
	"mask_h": 264
}]
</instances>
